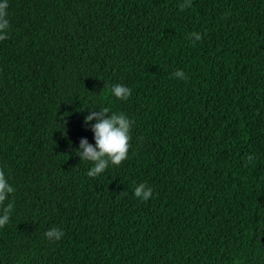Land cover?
Instances as JSON below:
<instances>
[{
    "label": "trees",
    "instance_id": "obj_1",
    "mask_svg": "<svg viewBox=\"0 0 264 264\" xmlns=\"http://www.w3.org/2000/svg\"><path fill=\"white\" fill-rule=\"evenodd\" d=\"M184 2L9 0L0 264H264V0ZM104 107L132 118L129 154L89 177Z\"/></svg>",
    "mask_w": 264,
    "mask_h": 264
},
{
    "label": "clouds",
    "instance_id": "obj_2",
    "mask_svg": "<svg viewBox=\"0 0 264 264\" xmlns=\"http://www.w3.org/2000/svg\"><path fill=\"white\" fill-rule=\"evenodd\" d=\"M191 6V0H185L182 8ZM9 0H0V41L7 39L10 29ZM190 40H200L201 35L193 32L189 35ZM173 75L178 79H186L182 70H177ZM133 88L124 82L115 83L111 87V93L116 97L128 98ZM94 121V122H93ZM85 123L89 124L94 133L95 143H89L88 139L82 138L75 154L81 161L92 163L88 170L89 177H96L108 168L110 162L118 164L128 157L131 139L132 118L123 111H111L107 107L99 111H93L85 117ZM251 159V157L249 158ZM15 192L5 173L0 171V203L8 200L9 195ZM153 194L151 187L146 184H139L135 187L133 195L142 200L148 201ZM13 205L8 203L0 212V228L4 227L10 220ZM64 231L59 227L49 229L45 236L48 241H59L64 236Z\"/></svg>",
    "mask_w": 264,
    "mask_h": 264
}]
</instances>
